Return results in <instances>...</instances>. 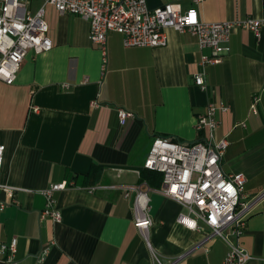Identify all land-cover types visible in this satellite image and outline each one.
Masks as SVG:
<instances>
[{"label": "crops", "instance_id": "obj_1", "mask_svg": "<svg viewBox=\"0 0 264 264\" xmlns=\"http://www.w3.org/2000/svg\"><path fill=\"white\" fill-rule=\"evenodd\" d=\"M167 2L194 7L204 22L264 17V0H146L148 8ZM41 6L52 48L28 51L15 80H0V183L18 188V204L0 210V244L15 240V264H156V256L168 264H221L227 241H207L201 221L199 230L179 224L186 208L160 191V174L149 182L153 170L143 167L156 136L202 138L196 116L211 101L227 105L214 130L228 140L221 168L242 173L252 199L241 237L250 255L244 264H264V97L250 113L252 94L264 88V30L257 39L234 28L230 52L204 67L198 61L209 52L187 31L168 27L159 47H124L121 35L109 32L102 71L88 21L42 0H30L28 9ZM202 70L206 90L193 82ZM118 108L133 116L119 123ZM61 181L67 187L53 194L61 221L41 220V189ZM142 182L152 219L147 239L134 226L132 197L121 191ZM0 202H10L1 189ZM8 257L1 251L0 264H12Z\"/></svg>", "mask_w": 264, "mask_h": 264}, {"label": "built area", "instance_id": "obj_2", "mask_svg": "<svg viewBox=\"0 0 264 264\" xmlns=\"http://www.w3.org/2000/svg\"><path fill=\"white\" fill-rule=\"evenodd\" d=\"M30 0H0V80L11 83L15 80L22 59L28 51L39 54L52 48L48 36V24L44 18V8L34 13L28 9ZM52 5L60 14H75L89 23V40L99 48L101 70L107 63V34L116 32L122 37L124 47H159L168 42L166 29L172 27L178 32L187 31L198 40L202 53L198 64L202 67L218 63L229 51V36L234 28L252 32L260 39L264 30V17L247 16L232 21L204 22L193 7L183 9L178 3L161 4L148 8L146 0H42ZM200 1V0H195ZM194 84L206 90L204 70L193 77ZM264 97V88L251 96L250 113L256 114ZM33 110H38L34 107ZM227 110V105L211 101L206 109L196 116L195 130L203 134L199 140L182 143L169 138L154 137L143 162L145 169L161 174L160 191L174 201H178L188 214L179 213L176 221L184 227L199 230L203 222L210 230L205 239L216 237L228 243L227 254L221 264H244L249 253L241 244L246 227L251 198L244 194L245 176L242 173H225L221 168L222 155L228 140L216 138L214 130L219 125L218 112ZM133 114L122 108L117 109L119 123ZM244 125V123H242ZM4 145L0 144V172ZM144 182L121 187L126 198L132 197L135 214L134 226L147 239L146 231L152 224L148 210V190L142 188ZM68 182L51 183L41 189L45 199L39 218L60 222L61 213L55 206L54 192L63 190ZM0 189L10 198V202H0V210L7 203L18 204L13 197L18 188L0 183ZM15 240L6 246L0 244V252L9 251L8 261L16 251ZM156 264H165L155 257Z\"/></svg>", "mask_w": 264, "mask_h": 264}, {"label": "trees", "instance_id": "obj_3", "mask_svg": "<svg viewBox=\"0 0 264 264\" xmlns=\"http://www.w3.org/2000/svg\"><path fill=\"white\" fill-rule=\"evenodd\" d=\"M157 174H160V173L158 172L155 174V173H153V171H149L147 174L148 181L151 182L152 177H153V179L155 178L156 180H158L159 176ZM150 176H152V177H150ZM160 177H161V174H160Z\"/></svg>", "mask_w": 264, "mask_h": 264}, {"label": "water", "instance_id": "obj_4", "mask_svg": "<svg viewBox=\"0 0 264 264\" xmlns=\"http://www.w3.org/2000/svg\"><path fill=\"white\" fill-rule=\"evenodd\" d=\"M165 264H168L166 261L164 262Z\"/></svg>", "mask_w": 264, "mask_h": 264}]
</instances>
